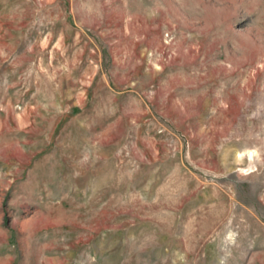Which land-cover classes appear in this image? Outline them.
<instances>
[{"label":"rangeland","instance_id":"rangeland-1","mask_svg":"<svg viewBox=\"0 0 264 264\" xmlns=\"http://www.w3.org/2000/svg\"><path fill=\"white\" fill-rule=\"evenodd\" d=\"M0 264H264V0H0Z\"/></svg>","mask_w":264,"mask_h":264}]
</instances>
